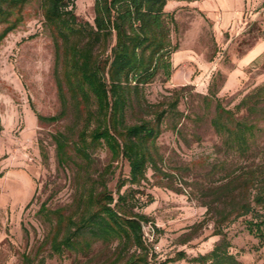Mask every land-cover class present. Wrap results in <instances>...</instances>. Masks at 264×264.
<instances>
[{
  "label": "rangeland",
  "instance_id": "374dc122",
  "mask_svg": "<svg viewBox=\"0 0 264 264\" xmlns=\"http://www.w3.org/2000/svg\"><path fill=\"white\" fill-rule=\"evenodd\" d=\"M94 1L75 0L79 19L93 22ZM232 1L167 0L166 11L176 21L171 40L178 45L171 57L172 75L168 81L158 78L147 84L143 94L149 103L164 104L178 91V109L183 114L165 120L157 141L162 155L159 168H149L138 188L135 210L151 219L143 225L151 264H191L189 258L207 253L221 239L213 234L212 216L197 190L218 183L225 170L214 166L226 159L234 163L235 158L220 150L221 139L211 124L216 100L208 105L204 97L213 93L225 107L234 109L246 94L264 84V51L236 71L237 59L249 49L250 53L258 47L264 50V0H246L242 16L224 22L222 12L232 9ZM60 110L54 42L44 26L41 0H31L24 21L0 44V264H26L24 253L34 258L31 264H40L41 258L45 264H71L75 259L72 254L50 258L47 248L37 254L48 230L38 214L41 205L67 207L74 196L75 170L58 167L52 141L71 117L55 123H40L36 117ZM135 120L129 111L128 122ZM260 126L264 129V122ZM41 145L48 154L46 164ZM263 147L264 133L254 149ZM94 157L96 172L111 165L114 172L108 187L115 193L118 177L128 176L127 161L113 162L105 148ZM254 159L256 164L264 162L260 156ZM256 212L262 210L257 207ZM246 219L252 216L226 226L229 250L244 264H264V243L249 233ZM112 248L95 244L94 264L105 261ZM181 253L186 258L181 259Z\"/></svg>",
  "mask_w": 264,
  "mask_h": 264
},
{
  "label": "trees",
  "instance_id": "16d2710c",
  "mask_svg": "<svg viewBox=\"0 0 264 264\" xmlns=\"http://www.w3.org/2000/svg\"><path fill=\"white\" fill-rule=\"evenodd\" d=\"M30 2L0 0V44L24 21ZM166 5L167 0H95L90 22L78 18L75 0H41L44 26L55 46L61 110L36 117L40 123L71 117V123L54 133L52 141L58 167L74 169L75 175L69 206L53 209L43 203L38 211L48 230L37 254L47 248L50 258L72 254L71 264H94L93 248L101 243L113 246L101 264H151L143 231L151 219L135 210L138 188L149 168H159L162 155L157 141L165 120L183 114L178 109V91L164 104L149 103L143 94L147 84L158 78L168 81L172 75L171 57L178 45L172 43L171 32L176 21ZM204 98L208 105L216 100L211 124L221 139L220 150L227 158H235L236 165L227 159L218 163L214 168L225 170L220 181L198 188V197L214 222L213 234L221 239L210 251L188 261L244 264L230 252L225 228L251 215L252 219H246L247 230L264 243V162L256 164L254 159H264V147L254 149L264 133L260 126L264 84L246 94L234 109L225 107L213 93ZM129 111L136 115L133 123L128 122ZM99 148L107 149L113 162L128 163V176L118 177L115 193L108 187L114 172L111 165L94 171ZM40 150L46 164L48 154L42 145ZM23 257L26 264L34 261L29 254ZM39 263L45 264V259Z\"/></svg>",
  "mask_w": 264,
  "mask_h": 264
},
{
  "label": "crops",
  "instance_id": "0c3cea01",
  "mask_svg": "<svg viewBox=\"0 0 264 264\" xmlns=\"http://www.w3.org/2000/svg\"><path fill=\"white\" fill-rule=\"evenodd\" d=\"M233 3L231 4V8L228 7L227 9L223 10V19L224 22H228L229 20H231L233 18V16H242L244 9H246V7H248V2H246V0H236L237 3H235V0L232 1ZM260 48V49H259ZM258 50V51H257ZM256 51V52H255ZM264 50H262V47H258V49H254L252 51L253 55H250L252 53H250V49L243 54V56L239 59H237V65H238V69L236 71H240V69H243L244 67L248 66L250 64V62L252 60H254L258 55H260ZM235 74V73H232ZM231 75V74H230ZM234 77V75H232Z\"/></svg>",
  "mask_w": 264,
  "mask_h": 264
}]
</instances>
